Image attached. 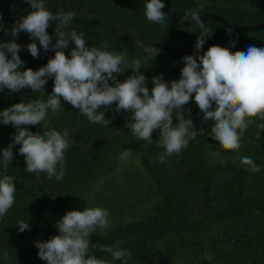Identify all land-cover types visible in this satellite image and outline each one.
Segmentation results:
<instances>
[{
	"label": "trees",
	"instance_id": "trees-1",
	"mask_svg": "<svg viewBox=\"0 0 264 264\" xmlns=\"http://www.w3.org/2000/svg\"><path fill=\"white\" fill-rule=\"evenodd\" d=\"M24 2L0 0V24L11 10ZM147 2L66 0L70 12L75 13L76 28L85 34L91 46L99 48L107 41L109 51L119 54L127 50L126 61L142 60L141 73L148 78L149 90L154 86L153 76L162 74L170 86L171 81L180 78L184 56L193 55L199 62V55L212 45L233 52L245 51L249 45L264 47V28L241 31L213 19L204 21L212 35L205 39L203 49L197 54L199 27L179 26L166 13L163 23H152L144 15ZM163 3L183 19L186 12L202 5L200 14L218 13L240 25L264 22V0H163ZM45 7L54 15L64 11L60 0H45ZM31 11L27 6L10 20V41L13 24ZM55 23L52 21L47 28L52 44L56 42ZM15 39L22 45L19 55L24 61L23 69L38 70L54 57V51L45 52L37 41L40 54L33 58L23 47L33 42L25 32H20ZM136 40L160 50L154 61L143 47L136 45ZM233 40L235 47L230 43ZM72 47L70 43L64 50L69 57ZM132 74L129 68L117 80L122 82ZM52 88L53 78H49L44 86L45 94L29 88L19 93L4 89L0 91V111L37 98L46 101ZM184 108L186 112L191 110L190 117L186 115V118L193 121L195 130L203 133L190 140L179 154L167 156V163L157 162V157L164 152L156 142L160 130H154L151 143L135 138L126 126L131 113L115 112V103L108 109L98 110L104 111L105 118L110 120L108 126L90 123L85 117L83 128L73 140L85 147L94 141L93 146L86 150L76 142L68 143L63 192L46 219L45 240L58 234L55 224L67 211L101 207L109 211L111 223L109 228H97L91 234L90 254L110 264L123 262L111 261L109 254L99 251L100 245L127 248L132 253L130 258H125L127 264H264V130L257 127L264 120L252 118L253 123L241 137L239 150L227 151L213 139L212 122L202 119L203 113L194 98ZM47 122V128L43 123L27 127L34 133L48 130L69 133L79 124V111L62 100L60 113L54 115L49 110ZM173 122H178L175 116ZM15 133L12 125L0 124V134L8 145ZM1 136L0 149H4L6 142ZM18 149L19 145L13 146L14 158L10 165L29 184L40 177H45L50 186L62 181L63 164L57 165L59 179H49L43 172L29 173ZM125 150H130L131 155L121 159ZM241 156L251 157L260 171L253 172L241 164ZM4 175L13 178L16 191L13 207L0 219V264H47L38 257L35 242L41 241V219L57 191L49 189L44 181L28 187L0 164V178ZM21 220L29 223L31 230L20 232L17 226ZM4 252L8 253L7 260Z\"/></svg>",
	"mask_w": 264,
	"mask_h": 264
},
{
	"label": "clouds",
	"instance_id": "clouds-1",
	"mask_svg": "<svg viewBox=\"0 0 264 264\" xmlns=\"http://www.w3.org/2000/svg\"><path fill=\"white\" fill-rule=\"evenodd\" d=\"M32 9L21 20L16 21L11 29V41L0 39V91L19 93L29 88L35 93H44V86L53 78V88L48 99L41 98L24 103L19 102L0 111V124L12 125L16 129L7 148L0 149V164L5 169L13 160V146L19 145L18 152L24 157L26 171L29 173H46L48 178H60L57 165L63 164L64 152L68 148L67 130L63 134L57 130L32 132L27 126H38L43 123L48 127L47 116L51 110L58 115L63 102L70 104L93 124L108 126L109 119L104 111L115 103L114 111L131 113L126 126L132 135L145 142L153 141L154 130L159 129L157 146L164 152L157 157V162L167 163L166 157L179 154L203 130H195L187 112L186 104L194 98L195 104L203 113L204 121H211V134L219 146L227 151H236L241 147L244 131L253 123L252 118L264 120V47L249 45L245 51H230L219 45L208 47L199 55V62L193 55L183 57L184 66L178 80L170 83L163 75L153 76L151 90L146 86L148 78L141 73V59L126 61L125 52L115 53L108 50L104 41L101 47H87L85 34L70 29L75 13L63 11L53 14L45 7V0H25ZM163 0H148L144 15L152 23H163L166 14ZM203 6L185 13L199 27L195 50L199 54L205 39L211 37L212 30L205 27L200 12ZM2 20V17H0ZM52 21L55 23L56 42L47 32ZM6 31L3 23L0 32ZM20 32L27 33L33 42L27 44V51L33 58L40 54L37 41L45 52L54 51L45 66L38 70L23 69L24 61L19 52L22 45L15 39ZM71 48L70 57L65 49ZM143 47L148 57L155 60L159 49L154 46ZM235 47V41L230 42ZM6 49V51H4ZM9 54L10 57L9 58ZM129 68L133 74L122 82L117 76ZM23 69V70H21ZM111 81V83H109ZM213 104L215 108L213 109ZM178 121L173 122V117ZM129 120L131 121L129 123ZM257 127L264 130V123ZM260 133L256 136L259 138ZM131 155L130 150L121 153V159ZM240 162L251 171L259 172L260 168L251 157L241 156ZM15 185L13 178L4 175L0 178V219L15 203ZM109 211L101 207H86L83 210L67 211L55 224L58 234L45 241H36L38 257L47 264H110L109 261L90 254L89 237L97 229L110 226ZM20 232L31 230V225L23 220L18 221ZM102 234V233H101ZM99 251L107 253L111 261H122L132 253L119 245L110 247L100 245ZM4 259L8 253L4 252ZM206 259H211L205 255Z\"/></svg>",
	"mask_w": 264,
	"mask_h": 264
},
{
	"label": "water",
	"instance_id": "water-1",
	"mask_svg": "<svg viewBox=\"0 0 264 264\" xmlns=\"http://www.w3.org/2000/svg\"><path fill=\"white\" fill-rule=\"evenodd\" d=\"M148 1V0H147ZM60 3L62 5V8L64 11H68L70 12L66 0H60ZM27 6H30L28 3L24 2L22 3L20 6H18L17 8H15L14 10H11L7 16L5 17L4 21H3V28L6 31H3V37L0 39H3L5 42L10 41V31H9V24H10V20L17 14L19 13L21 10H23L24 8H26ZM164 13H166L176 24H178L179 26L182 27H188L190 25L195 24L194 21H190V19H183L180 18L178 16H176L169 8H167L166 6L161 10ZM201 15V19L202 21H207V20H219L221 21L223 24H225L228 28L231 29H236V30H241V31H248V30H255V29H259V28H264V22L261 23H256V24H252V25H240L237 24L229 19H227L226 17L218 14V13H214V12H206V13H202ZM71 29H75L76 31H78V29L76 28L74 22L72 21V24L70 25ZM79 32V31H78ZM86 46L87 47H92L87 41H86ZM4 51H6V49H4ZM85 123V117L79 113V124L78 126L72 130L71 132H69L67 134V141L69 142H76L73 140V136L76 135L84 126ZM1 136V134H0ZM1 138L3 139V141L6 142V140L1 136ZM96 139V138H95ZM93 142L92 141L89 145V147H85L81 142H76L77 144L83 146L84 149L86 150H90L91 147L93 146ZM8 147V143H5V148ZM65 153L64 152V156H63V179L61 182L50 186L48 183V180L45 177H40L39 179H37L34 183L29 184L28 181L20 174H18L16 171H14L11 167V165L8 166V168L11 170V172L18 177L19 179H21L23 181V183L28 186V187H34L35 185H37L40 181H44L46 186L51 189V190H56L57 194L54 198V200L52 201V203L50 204V206L48 207V209L46 210V212L44 213L42 219H41V223H40V232H41V242L45 241V222L46 219L51 211V209L55 206V204L58 202V200L60 199L62 192H63V186H64V182L66 179V165H65Z\"/></svg>",
	"mask_w": 264,
	"mask_h": 264
}]
</instances>
